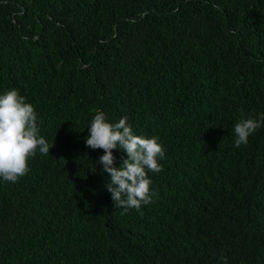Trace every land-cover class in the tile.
<instances>
[{
	"label": "trees",
	"instance_id": "obj_1",
	"mask_svg": "<svg viewBox=\"0 0 264 264\" xmlns=\"http://www.w3.org/2000/svg\"><path fill=\"white\" fill-rule=\"evenodd\" d=\"M10 89L54 147L0 178V264H264V125L234 133L264 113V0H0ZM98 110L164 145L139 211L86 145Z\"/></svg>",
	"mask_w": 264,
	"mask_h": 264
},
{
	"label": "clouds",
	"instance_id": "obj_2",
	"mask_svg": "<svg viewBox=\"0 0 264 264\" xmlns=\"http://www.w3.org/2000/svg\"><path fill=\"white\" fill-rule=\"evenodd\" d=\"M38 116L34 106L26 102L17 89L0 94V178L17 182L29 171V159L37 154L48 155L54 147L40 135ZM264 125V113L259 117L241 119L234 125L235 146L246 145L249 137ZM86 138V145L103 149L98 163L111 177L107 190L111 193L115 208L139 211L142 205L153 202L155 193L149 173L161 172L159 160L165 156L164 145L158 136L145 137L135 134L128 117L112 123L107 113L97 111ZM114 149L126 153L127 158L116 167ZM227 264L226 258H221Z\"/></svg>",
	"mask_w": 264,
	"mask_h": 264
}]
</instances>
